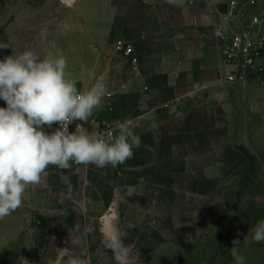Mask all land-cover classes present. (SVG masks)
Listing matches in <instances>:
<instances>
[{
    "label": "crops",
    "instance_id": "obj_1",
    "mask_svg": "<svg viewBox=\"0 0 264 264\" xmlns=\"http://www.w3.org/2000/svg\"><path fill=\"white\" fill-rule=\"evenodd\" d=\"M79 3L95 15L79 20L80 69L70 78L85 90L92 71L116 92L88 123L95 129L97 118H133L141 144L116 167L50 166L35 185L47 195L66 190L58 201L65 211L47 213L65 231L60 249L80 251L88 264H115L104 241L119 235L132 245L134 264H235L229 249L239 239L245 264H264V242L243 244L264 219V147L256 125L262 91L221 81L215 29L224 23L225 0L67 5ZM120 39L134 46L140 74L117 53ZM57 172L69 173L52 180Z\"/></svg>",
    "mask_w": 264,
    "mask_h": 264
},
{
    "label": "clouds",
    "instance_id": "obj_2",
    "mask_svg": "<svg viewBox=\"0 0 264 264\" xmlns=\"http://www.w3.org/2000/svg\"><path fill=\"white\" fill-rule=\"evenodd\" d=\"M7 48L9 45L0 41V49ZM67 67L59 51L41 57L32 48L0 60V100L6 104L0 107V219L22 205L28 187L40 184L50 166L63 170L74 162L97 169L116 167L132 158L133 149L141 144L131 120L115 122V134L107 138L84 127L102 106L108 89L102 77L88 71L87 78L94 83L78 90L76 80L67 76ZM72 124L74 131L69 130ZM250 233L251 240L248 235L243 241L245 246L264 242V219L257 221ZM104 243L115 264H134L132 245L119 235ZM232 244L229 251L235 264H245L239 251L241 241L234 239ZM54 264H64L63 258L58 256ZM67 264L88 262L73 256Z\"/></svg>",
    "mask_w": 264,
    "mask_h": 264
},
{
    "label": "rangeland",
    "instance_id": "obj_3",
    "mask_svg": "<svg viewBox=\"0 0 264 264\" xmlns=\"http://www.w3.org/2000/svg\"><path fill=\"white\" fill-rule=\"evenodd\" d=\"M94 15L95 11L85 3L71 7L62 0H0V41L9 45L7 49H0V60L19 54L25 48H32L41 57L59 51L67 60L66 73L70 78L80 69L79 45L74 44L79 42V20ZM260 89L258 100H261L262 113L261 121L257 120L256 125L262 137L259 145L264 147V88ZM5 106L0 100V107ZM262 161L264 163V154ZM58 173L51 179L58 180V176L69 172ZM65 191L59 186L47 195V189L43 187H28L22 205L0 219V264H54L58 256L64 262L68 257L81 254L80 251L60 249L65 231L56 220L47 216L48 211L56 214L65 211V206L58 203ZM77 222V219L73 220V223Z\"/></svg>",
    "mask_w": 264,
    "mask_h": 264
},
{
    "label": "built area",
    "instance_id": "obj_4",
    "mask_svg": "<svg viewBox=\"0 0 264 264\" xmlns=\"http://www.w3.org/2000/svg\"><path fill=\"white\" fill-rule=\"evenodd\" d=\"M227 13L224 23H219L215 29L220 39V70L221 81L231 86L247 88H264V0H225ZM116 51L121 54L133 70L140 74V59L134 46L124 39L116 42ZM108 95L102 104L110 105L116 97V92L104 82ZM168 107V105H165ZM137 128L141 124L131 118ZM115 122L109 119L97 118L96 128L90 127L88 121L84 127L98 134H115ZM58 127L57 125L53 126ZM75 130V124L69 126ZM76 169H90L92 165L84 166L70 162Z\"/></svg>",
    "mask_w": 264,
    "mask_h": 264
},
{
    "label": "water",
    "instance_id": "obj_5",
    "mask_svg": "<svg viewBox=\"0 0 264 264\" xmlns=\"http://www.w3.org/2000/svg\"><path fill=\"white\" fill-rule=\"evenodd\" d=\"M65 4H71L73 0H62Z\"/></svg>",
    "mask_w": 264,
    "mask_h": 264
}]
</instances>
